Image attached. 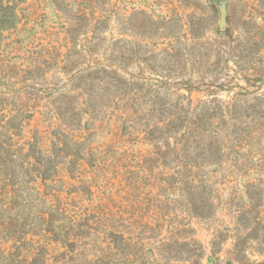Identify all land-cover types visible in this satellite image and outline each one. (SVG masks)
I'll list each match as a JSON object with an SVG mask.
<instances>
[{"label": "rangeland", "instance_id": "rangeland-1", "mask_svg": "<svg viewBox=\"0 0 264 264\" xmlns=\"http://www.w3.org/2000/svg\"><path fill=\"white\" fill-rule=\"evenodd\" d=\"M2 2L0 264H264V0Z\"/></svg>", "mask_w": 264, "mask_h": 264}, {"label": "trees", "instance_id": "trees-1", "mask_svg": "<svg viewBox=\"0 0 264 264\" xmlns=\"http://www.w3.org/2000/svg\"><path fill=\"white\" fill-rule=\"evenodd\" d=\"M4 7L5 5L0 0V11H3ZM5 117L6 114L0 109V236H2V239L5 236V238H10L16 242L23 239L26 235L24 231L25 222H19L17 219L20 218L19 214L12 211L18 207L15 198L20 197V191L25 189L27 192L28 189H31L29 186L31 176L28 175L27 167L25 168L26 154L21 152V148H15V143L11 140L13 133L11 130H15V128H13L14 126L11 124L10 119L5 121ZM16 172H19L18 174L20 175L17 176ZM45 178L43 177L42 180H45ZM35 193L38 194V192ZM55 208L56 212H58V207L56 206ZM11 212L13 217L8 215ZM52 217L53 214H48L46 218L44 213H41L38 216V221L49 223ZM45 230L48 231V229ZM47 239L51 238L47 237ZM39 251L33 252L34 255L31 260H28L27 257H22V259L16 258L14 251H8L7 257L10 260H14L17 264H39L45 258V254ZM3 253L2 249H0V254Z\"/></svg>", "mask_w": 264, "mask_h": 264}, {"label": "water", "instance_id": "water-1", "mask_svg": "<svg viewBox=\"0 0 264 264\" xmlns=\"http://www.w3.org/2000/svg\"><path fill=\"white\" fill-rule=\"evenodd\" d=\"M223 25H224V22L222 21V22H221V26H223Z\"/></svg>", "mask_w": 264, "mask_h": 264}]
</instances>
